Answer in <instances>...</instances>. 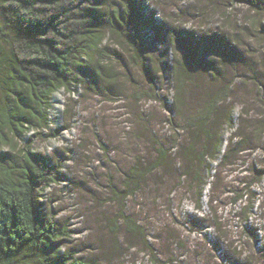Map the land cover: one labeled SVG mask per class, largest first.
Instances as JSON below:
<instances>
[{
  "label": "trees",
  "instance_id": "trees-1",
  "mask_svg": "<svg viewBox=\"0 0 264 264\" xmlns=\"http://www.w3.org/2000/svg\"><path fill=\"white\" fill-rule=\"evenodd\" d=\"M238 2L248 6L250 20L232 17L231 7ZM211 9L221 10V23L196 30L173 27L162 18L156 19L145 0H0V264H94L69 250L61 252L59 239L69 233L52 212L41 210L42 191L61 179L58 167L29 146H18L29 131L49 125L53 94L61 89L87 82L98 84L101 80L107 86L119 83L121 89H126L127 83L120 78L123 66L132 62L143 68L149 82L144 94L154 97L158 79L155 56L160 53V63L172 69L173 97L181 115L183 97L201 87L196 78L205 76L211 80L209 88L199 91L197 107H190L191 111L184 115L182 129L190 132L189 142L174 150L182 161L181 177L185 181L193 177L203 188L207 184L204 173L211 170L212 184L218 175L217 167L229 164L227 158L234 148L239 155L230 162L232 166L239 163L240 152L260 147L262 123L259 132L254 131L259 145L246 147L243 143L248 141L247 135L240 131L239 124L235 126L237 102L230 100L233 82L217 83L227 76L229 63L237 64L245 57L242 48L252 45L249 39L258 40L264 33V0H216L211 1ZM239 29L247 42L240 39ZM145 30L153 34L149 39L156 42L153 50L146 47L148 40L141 35ZM129 79L132 94L140 98L132 74ZM258 82V90L263 89ZM239 107L242 118L244 106L239 103ZM224 126L231 130L225 148ZM4 146L8 150L3 151ZM155 151L156 159L145 161L137 156L124 172L122 188L116 192L123 201L135 195L154 170L170 164L171 155L162 144ZM243 163L240 160V165ZM250 165L252 180L243 176L231 190L234 196L229 203L236 214L230 218L218 215L213 203L223 199L211 192L209 200L211 226L220 231L222 220H226L239 229L231 230L238 235V243L229 251L236 264H264V169L256 160ZM201 197L199 194L196 201L198 210L202 209ZM111 230L123 233L129 248L141 244L154 249L145 227L124 207L113 218ZM218 242L219 250L223 246ZM118 246L120 250L121 244ZM151 260L158 263L159 259L152 255Z\"/></svg>",
  "mask_w": 264,
  "mask_h": 264
},
{
  "label": "rangeland",
  "instance_id": "rangeland-1",
  "mask_svg": "<svg viewBox=\"0 0 264 264\" xmlns=\"http://www.w3.org/2000/svg\"><path fill=\"white\" fill-rule=\"evenodd\" d=\"M211 1L216 0H145V3L154 10L156 19L162 18L173 27L205 30L222 21L221 10L211 9ZM231 8L233 18L250 20L248 6L238 2ZM239 32L240 39L247 42L243 31L239 29ZM141 35L148 40L146 47L153 50L156 42L149 40L153 38L152 32L145 30ZM248 42L252 45L242 48L245 57L237 64L229 63L227 76L217 83L233 82L230 100L237 102L234 105L235 126L239 124L240 131L247 135L248 141L243 143L246 147L259 145L254 131L259 132L264 126V33L258 40L249 39ZM155 59L158 79L154 97L144 94L149 82L143 68L132 62L128 65L123 62L124 74L120 80L127 83L126 89H121L119 83L107 86L101 80L98 84L87 82L53 94L49 125L29 131L18 141L19 147L29 146L59 169L61 179L51 183L40 195L41 210L52 212L69 233L59 239L61 252L69 250L94 264H236L229 251L238 243V235H233L231 230L237 232L239 229L228 225L226 220H222L220 231L211 226L213 213L209 200L211 192L214 197L223 199L221 203H213L218 215L230 218L236 214L229 203L234 196L231 190L238 186L243 176L252 180L251 162L256 160L258 167L264 169V130L256 151L240 152V160L245 163L240 165L239 160L234 166L230 164L239 155L234 148L227 158L229 164L217 167L218 175L212 184L211 170L204 173L207 184L203 188L193 177L185 181L181 177L182 161L174 155V150L189 142L190 132L182 129L184 115L191 111L190 107L193 110L197 107L199 91L209 88L211 80L205 76L196 78L201 87L195 95L189 92L183 97L181 115L173 97L172 69L160 63L162 54H156ZM249 59L250 63L244 62ZM131 74L138 84L140 98L132 94ZM258 81L263 84L261 90L255 85ZM239 103L245 110L242 118ZM230 131L224 126L223 148L226 139L229 141ZM160 144L171 155L170 164L154 170L141 189L123 201L116 192L122 188L124 172L137 156L145 161L156 159L155 150ZM4 150L8 147L4 146ZM199 194L202 195V209L198 210ZM123 207L145 227L153 251L141 244L129 248L124 234L111 230L113 218ZM257 220L260 221V214ZM241 239L244 242L246 235ZM216 240L223 248H216ZM152 255L159 259L158 263H152Z\"/></svg>",
  "mask_w": 264,
  "mask_h": 264
}]
</instances>
